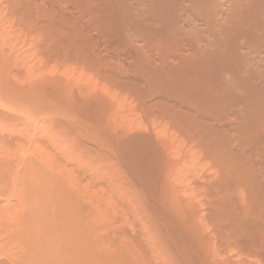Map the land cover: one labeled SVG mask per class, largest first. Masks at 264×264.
<instances>
[{
	"label": "bare ground",
	"instance_id": "1",
	"mask_svg": "<svg viewBox=\"0 0 264 264\" xmlns=\"http://www.w3.org/2000/svg\"><path fill=\"white\" fill-rule=\"evenodd\" d=\"M0 116V264H264V0H0Z\"/></svg>",
	"mask_w": 264,
	"mask_h": 264
},
{
	"label": "rangeland",
	"instance_id": "2",
	"mask_svg": "<svg viewBox=\"0 0 264 264\" xmlns=\"http://www.w3.org/2000/svg\"><path fill=\"white\" fill-rule=\"evenodd\" d=\"M0 117H1V116H0ZM3 118H4V117H3ZM4 119H5V120H1V119H0V120L2 121V123H0V124H1L0 127H2V125H4V126H5V125H6V126L8 125L7 128H10L9 123H8L9 121L6 120V117H5ZM3 121H5V122L7 121V123H5V122H3ZM4 123H5V124H4ZM6 126L4 127V129L6 128ZM0 129L2 130L3 128H0ZM4 129L2 130V133H0V134H3L4 132H6V131H4ZM6 130L10 132L9 129H6ZM9 132H8V133H9ZM8 133H4V134H8Z\"/></svg>",
	"mask_w": 264,
	"mask_h": 264
}]
</instances>
